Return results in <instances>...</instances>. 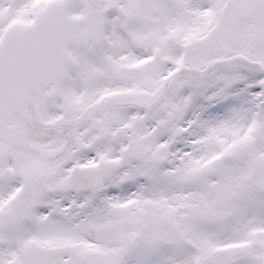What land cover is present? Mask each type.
<instances>
[{
	"label": "snow or ice",
	"instance_id": "1",
	"mask_svg": "<svg viewBox=\"0 0 264 264\" xmlns=\"http://www.w3.org/2000/svg\"><path fill=\"white\" fill-rule=\"evenodd\" d=\"M0 264H264V0H0Z\"/></svg>",
	"mask_w": 264,
	"mask_h": 264
}]
</instances>
